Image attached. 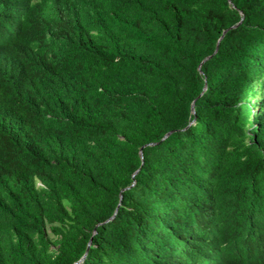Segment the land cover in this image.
<instances>
[{"label":"trees","instance_id":"1","mask_svg":"<svg viewBox=\"0 0 264 264\" xmlns=\"http://www.w3.org/2000/svg\"><path fill=\"white\" fill-rule=\"evenodd\" d=\"M91 238L78 264H264V0H0V264Z\"/></svg>","mask_w":264,"mask_h":264},{"label":"water","instance_id":"2","mask_svg":"<svg viewBox=\"0 0 264 264\" xmlns=\"http://www.w3.org/2000/svg\"><path fill=\"white\" fill-rule=\"evenodd\" d=\"M239 23H241V21H240ZM239 23H238V24H239ZM238 24L233 25V26H231V27H229V28H227V29L224 30L223 34L221 35V37H220V39H219V41H218L217 48H216V50H215L214 53H216L217 50L219 49V42L223 39V37L225 36V34L228 32V30L231 29V28H233V27L238 26ZM213 55H214V54L207 56V57L202 61V63H203L205 60L211 58ZM202 63L199 65V68H201ZM206 88H207V84L205 85L203 92L205 91ZM203 92H202L200 95H202ZM194 105H195V101L193 102V106H192V110L195 112V107H194ZM172 132H174V130L169 131V132H168V133L162 138V140H164L165 138H167ZM162 140H161V141H162ZM151 144H157V143L154 142V143H151ZM142 150H143V148L141 149V151H142ZM136 173H137V172H136ZM133 184H134V183H133ZM133 184H132V185H133ZM114 217H115V214H114L110 219H113ZM91 243H92V238H91V240L89 241L88 248H87V252L85 253V255H84L79 261H77V262L74 263V264H78V263L82 262V261L85 259V257L87 256V253H88V251H89V247H90Z\"/></svg>","mask_w":264,"mask_h":264},{"label":"rangeland","instance_id":"3","mask_svg":"<svg viewBox=\"0 0 264 264\" xmlns=\"http://www.w3.org/2000/svg\"><path fill=\"white\" fill-rule=\"evenodd\" d=\"M262 96H263V93L261 91L257 92L256 95L253 97L252 102H257V100H260ZM253 111H254L253 114H256L258 111V106L253 105Z\"/></svg>","mask_w":264,"mask_h":264},{"label":"clouds","instance_id":"4","mask_svg":"<svg viewBox=\"0 0 264 264\" xmlns=\"http://www.w3.org/2000/svg\"><path fill=\"white\" fill-rule=\"evenodd\" d=\"M215 50H216V49H215ZM206 84H207V82H206ZM206 84H205V85H206ZM206 89H207V88H206ZM206 89H205V90H206Z\"/></svg>","mask_w":264,"mask_h":264}]
</instances>
